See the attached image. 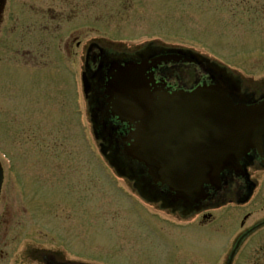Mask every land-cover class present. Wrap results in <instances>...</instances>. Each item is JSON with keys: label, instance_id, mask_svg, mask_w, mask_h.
<instances>
[{"label": "rangeland", "instance_id": "1", "mask_svg": "<svg viewBox=\"0 0 264 264\" xmlns=\"http://www.w3.org/2000/svg\"><path fill=\"white\" fill-rule=\"evenodd\" d=\"M27 1L36 9L27 11ZM62 1L9 0L8 16L20 12L22 22L0 27V149L14 163L12 169L2 160V206L13 201L10 213L24 232L37 226L50 234L39 245H68L69 252L101 264H224L239 221L251 213V227L264 218V171L256 174L259 187L251 202L216 210L218 223L210 228H199V216L183 220L128 198L126 180L115 176L98 152L90 118L84 116L82 126L78 120L76 97L86 114L80 80L85 69L65 42L76 31L74 46L97 41L104 52L127 60L139 53L200 52L260 92L264 0ZM72 8L75 20L53 21ZM250 239L235 264L256 262L254 249L264 243V228Z\"/></svg>", "mask_w": 264, "mask_h": 264}, {"label": "water", "instance_id": "2", "mask_svg": "<svg viewBox=\"0 0 264 264\" xmlns=\"http://www.w3.org/2000/svg\"><path fill=\"white\" fill-rule=\"evenodd\" d=\"M181 61L193 60L171 53L116 63L101 97L113 117L132 126L122 140L127 159L147 168L177 201L200 203L209 196L206 186L220 188L222 174L240 172L242 159L259 146L264 105L236 103L237 96L219 84L169 92L148 79L149 70ZM3 178L0 166V193Z\"/></svg>", "mask_w": 264, "mask_h": 264}, {"label": "flooded vegetation", "instance_id": "3", "mask_svg": "<svg viewBox=\"0 0 264 264\" xmlns=\"http://www.w3.org/2000/svg\"><path fill=\"white\" fill-rule=\"evenodd\" d=\"M66 4H71L70 0H63L61 2V5ZM9 5V0H0V27L7 26V24L12 21H14L15 24L22 22L21 16H19L20 12L17 18L11 19L10 16H8L9 10L7 9ZM28 5L29 4L24 5V8H26L27 11L35 10L33 5H29L28 9ZM52 9L53 8L48 9V11ZM68 12L70 13L71 11L62 10V12H58L56 16L52 17L53 21L64 23L66 21L70 22L71 20H75L76 18L73 17L72 12L75 13L76 10L73 9L70 14ZM72 37L73 36L71 35L69 40L65 42L67 47L65 49L70 55L74 54L75 58H78L77 56H79V58L82 60V58H84L86 55V45L82 46V42L78 41L74 46L71 43ZM92 60L94 61L93 64L100 62L98 55L92 58ZM158 76L159 79H162L161 77H163L161 73H159ZM255 154L256 153L251 154L252 160L255 159ZM262 156H264V152L262 153ZM256 173H259V171L256 169H251L250 175L252 178L257 179ZM242 183L246 185V182ZM237 186H240V183H237ZM245 189L246 186H244V191ZM3 202L4 195L2 196L0 203V264H86L83 261L72 262L66 256V254L63 253V251L58 249L39 246L38 241L44 240L46 238L41 236V234L38 232V229L35 227L24 232L21 223L19 221H15L13 214L11 215L10 213V208L13 207V201L11 199L6 200L7 205L5 206H2ZM15 213L19 216L22 214L21 210ZM250 217V215L245 217V220L242 222V227L246 226ZM217 219L218 217H215L212 214H205L202 216L201 221H206L207 224H212L217 222ZM23 234L27 235V237H24ZM28 235H30V237ZM254 251H257L256 253L259 257L254 264H264V243L257 244Z\"/></svg>", "mask_w": 264, "mask_h": 264}]
</instances>
